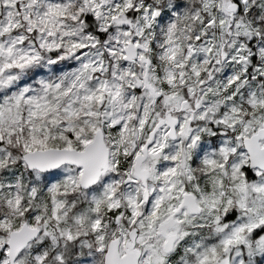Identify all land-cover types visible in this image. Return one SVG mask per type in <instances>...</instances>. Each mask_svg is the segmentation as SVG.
<instances>
[{"label": "snow or ice", "instance_id": "snow-or-ice-1", "mask_svg": "<svg viewBox=\"0 0 264 264\" xmlns=\"http://www.w3.org/2000/svg\"><path fill=\"white\" fill-rule=\"evenodd\" d=\"M0 264H264V0H0Z\"/></svg>", "mask_w": 264, "mask_h": 264}]
</instances>
